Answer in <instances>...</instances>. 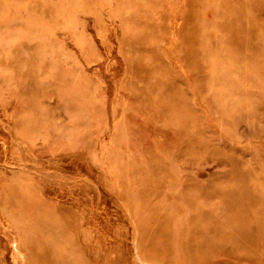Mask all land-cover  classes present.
Instances as JSON below:
<instances>
[{
	"label": "rangeland",
	"instance_id": "374dc122",
	"mask_svg": "<svg viewBox=\"0 0 264 264\" xmlns=\"http://www.w3.org/2000/svg\"><path fill=\"white\" fill-rule=\"evenodd\" d=\"M0 264H264V0H0Z\"/></svg>",
	"mask_w": 264,
	"mask_h": 264
},
{
	"label": "bare ground",
	"instance_id": "6f19581e",
	"mask_svg": "<svg viewBox=\"0 0 264 264\" xmlns=\"http://www.w3.org/2000/svg\"><path fill=\"white\" fill-rule=\"evenodd\" d=\"M203 55H205V54H203ZM206 56H207V53H206ZM247 60V59H246ZM254 61V60H253ZM207 67H208V65H207ZM246 69H247V67H246ZM218 82H220V80H218ZM220 85V84H219ZM219 85H217V86H214V85H212L213 86V89H214V91L216 92L217 91V89H220V87H219ZM166 95V94H165ZM167 96V95H166ZM220 97H221V95H220ZM159 99H160V97H159ZM166 119H167V117H166ZM172 119V118H171ZM162 126V125H161ZM178 132V131H177ZM176 135H178V134H176ZM174 136V135H173ZM146 164V163H145ZM144 169V168H143ZM145 169H147V166H146V168ZM139 172H141V171H139ZM143 173V172H142ZM129 175V174H128ZM144 175V174H143ZM131 176H133L132 174H131ZM144 176H146V175H144ZM141 177V176H140ZM148 178V177H147ZM146 180V179H145ZM148 180V179H147ZM129 182V181H128ZM116 185V184H115ZM158 185V184H157ZM137 189V188H136ZM138 190V189H137ZM133 191V190H132ZM165 195V194H164ZM259 196V195H258ZM135 199V198H134ZM143 200H144V198H143ZM182 200V199H181ZM180 201V200H179ZM179 206V205H178ZM50 212H52L51 210H50ZM233 212V211H232ZM138 215V214H137ZM51 216V215H50ZM49 220V219H48ZM68 222V221H67ZM59 228V227H58ZM198 230V229H197ZM73 231H75V230H73ZM233 232V231H232ZM233 235H231V241H233V242H235V240H234V238L235 239H238L239 238V235L238 234H234V233H232ZM247 239H250V238H247ZM53 240V239H52ZM260 244V243H259ZM249 246V245H247V242H243V240H242V246ZM254 248V247H253ZM252 248V249H253ZM257 251H258V249H256ZM252 251H254V250H252ZM161 261V260H160ZM161 262H163V260L161 261Z\"/></svg>",
	"mask_w": 264,
	"mask_h": 264
}]
</instances>
